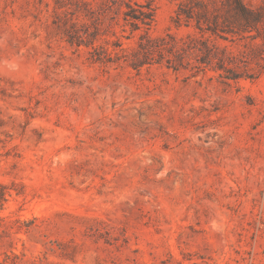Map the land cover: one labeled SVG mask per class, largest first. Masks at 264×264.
I'll return each mask as SVG.
<instances>
[{
	"label": "rangeland",
	"instance_id": "374dc122",
	"mask_svg": "<svg viewBox=\"0 0 264 264\" xmlns=\"http://www.w3.org/2000/svg\"><path fill=\"white\" fill-rule=\"evenodd\" d=\"M179 1L153 0V37L201 35ZM101 2L95 44L136 46ZM66 10L0 0V264H264V25L205 34L252 75L227 79L93 61Z\"/></svg>",
	"mask_w": 264,
	"mask_h": 264
},
{
	"label": "trees",
	"instance_id": "16d2710c",
	"mask_svg": "<svg viewBox=\"0 0 264 264\" xmlns=\"http://www.w3.org/2000/svg\"><path fill=\"white\" fill-rule=\"evenodd\" d=\"M56 2L59 6L68 7L66 14H81L90 21V23L83 22L81 30L77 27L78 19L72 21L70 27L72 29L67 40L71 44L92 45L93 61L125 63L138 70L144 66L160 63L174 70L188 68L196 69V71L223 70L220 76L227 79L252 77L240 72L241 66L235 61L234 54L226 49H220L212 44L210 37L205 36L207 32L225 39L230 38L231 35L232 40L236 39L235 36L251 39L261 36L264 9L252 6L245 0H180L175 22L178 25L183 23L195 25L201 35L190 33L185 37L177 38L175 35L168 34L170 40L166 36L153 37L150 34V28L155 19L153 0H147L145 3L139 0H102L99 13L105 20L114 19L116 16L113 13H116L122 5L126 6L123 10L125 25L131 26V33L126 35L127 38L140 30L136 46H123L121 37L124 35H117L113 42L116 47L113 49L106 45L95 44L94 40L101 31L100 25L94 22L98 19V17L95 18L98 13L95 0H56ZM254 30L256 34L252 33ZM251 43L254 46L259 45V43ZM0 189H5V186L0 184ZM4 195L5 193L2 196Z\"/></svg>",
	"mask_w": 264,
	"mask_h": 264
}]
</instances>
